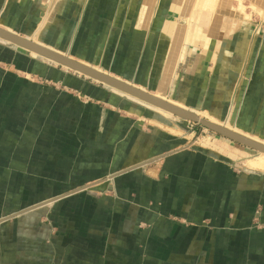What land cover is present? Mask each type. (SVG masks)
Instances as JSON below:
<instances>
[{
  "label": "crops",
  "instance_id": "obj_1",
  "mask_svg": "<svg viewBox=\"0 0 264 264\" xmlns=\"http://www.w3.org/2000/svg\"><path fill=\"white\" fill-rule=\"evenodd\" d=\"M59 1L0 0V27L264 139V31L241 15L194 38L167 0ZM186 129L0 39V264H264V172Z\"/></svg>",
  "mask_w": 264,
  "mask_h": 264
},
{
  "label": "rangeland",
  "instance_id": "obj_2",
  "mask_svg": "<svg viewBox=\"0 0 264 264\" xmlns=\"http://www.w3.org/2000/svg\"><path fill=\"white\" fill-rule=\"evenodd\" d=\"M59 2H61V0ZM152 2L153 0H151V3ZM155 2L158 6L159 0H155ZM165 4L172 5L173 6L172 9H174L175 11L177 10V13L180 15L179 18L173 17L172 18L173 21L175 22L177 21L179 23L181 22L182 25H187L188 27H194V29L192 30V34H191V36L194 38L195 36L199 37L198 28L203 27L207 16H208V21L213 20L214 22L218 20L219 18H222L223 17L222 15L224 14V12H228V11H233L237 13L238 15H241V17H243L242 19H244L243 21H245L244 26L247 25L246 23H250L249 26L256 28L257 35L259 31H264V0H209V2H206L203 0H167L166 2H162L163 8L165 7ZM240 5H243L244 8L240 7ZM57 9L54 8V10L51 11V13L49 14V17L51 16L52 17L50 19H52L53 16H55V14L58 13ZM164 9L166 10V7ZM34 42H39V41H34ZM64 52L65 51H60L59 53L67 55V53H64ZM97 83H100V82H97ZM167 115H170V117H175L177 119H180L168 113ZM199 116L201 118H205L206 120L211 121V119H209V116L207 115L205 116L204 113H200ZM182 123L186 125L187 135L189 136V140L192 141L193 144L197 145L198 147L209 148V149H220V150L226 151L227 153L231 155V159L233 160L235 164H238L242 167H247L249 169H253L248 166V163H249L248 161L250 162L255 161L256 157L259 159L261 158V155L259 152H256L243 145H240L236 142L228 140L225 137L202 127L199 124L188 122L185 120L184 121L182 120ZM216 123L222 124L224 126H229L233 130L244 133V131H241L234 126H231L229 121H226V122L218 121ZM259 159H256V160H259Z\"/></svg>",
  "mask_w": 264,
  "mask_h": 264
},
{
  "label": "water",
  "instance_id": "obj_3",
  "mask_svg": "<svg viewBox=\"0 0 264 264\" xmlns=\"http://www.w3.org/2000/svg\"><path fill=\"white\" fill-rule=\"evenodd\" d=\"M0 39L5 40L6 42L19 47L23 50L35 53L40 57H44L51 61L58 63V65L67 67L73 71L80 73L81 75L90 78L94 81L100 82L110 88L116 89L120 92L128 94L132 97H135L145 103H148L154 107L162 109L166 112L173 114L174 116L196 124L201 125L202 127L213 131L228 140L236 142L240 145H243L249 149H252L259 153H264V145L255 142L243 135L235 133L223 126H220L215 123H211L205 119L199 118L195 113L191 111L179 108L151 93L143 91L132 84L124 82L118 78H115L111 75L99 72L92 67L84 65L66 55H62L56 51H53L41 44L35 43L34 41L27 39L19 34L6 31L3 28H0Z\"/></svg>",
  "mask_w": 264,
  "mask_h": 264
},
{
  "label": "bare ground",
  "instance_id": "obj_4",
  "mask_svg": "<svg viewBox=\"0 0 264 264\" xmlns=\"http://www.w3.org/2000/svg\"><path fill=\"white\" fill-rule=\"evenodd\" d=\"M1 28V27H0ZM6 31H8V30H6ZM11 32V31H10ZM12 33H14V32H12ZM28 39V38H27ZM1 40H3V39H1ZM31 40V39H30ZM5 41V40H4ZM33 41V40H32ZM35 43H38V44H41V43H39V42H35ZM41 45H43V44H41ZM44 46V45H43ZM16 47V46H15ZM46 47V46H45ZM19 48V47H18ZM48 48V47H47ZM50 49V48H49ZM52 50V49H51ZM54 51V50H53ZM31 53V52H30ZM59 53V52H58ZM32 54H34V55H37V54H35V53H32ZM60 54H62V53H60ZM62 55H64V54H62ZM38 56V55H37ZM67 56V55H66ZM40 57V56H39ZM42 58H44V57H42ZM46 59V58H45ZM72 59V58H71ZM47 61H49V62H51V63H54V64H58V63H56V62H54V61H51V60H49V59H46ZM79 62V61H78ZM81 63V62H80ZM83 64V63H82ZM84 65H86V64H84ZM87 66H89V65H87ZM89 67H91V66H89ZM66 69H68V70H70V71H73V70H71V69H69V68H67V67H65ZM92 68H94V67H92ZM95 69V68H94ZM95 70H97V69H95ZM97 71H99V70H97ZM74 73H76V74H79V75H81L80 73H78V72H76V71H73ZM99 72H101V71H99ZM103 73V72H102ZM106 74V73H105ZM109 75V74H108ZM113 89V88H112ZM114 91H117V92H120V91H118V90H116V89H113ZM143 90V89H142ZM143 91H145V90H143ZM147 92V91H146ZM120 93H122V94H125V93H123V92H120ZM125 95H128V94H125ZM128 96H130V95H128ZM132 97V96H131ZM133 98H135V97H133ZM160 98V97H159ZM135 99H137V98H135ZM161 99H163V98H161ZM138 101H141V100H139V99H137ZM163 100H165V101H167V102H169V103H171V104H173V105H175V106H177V107H179V108H182V109H185V110H188V111H191V110H189V109H186V108H183V107H181V106H178V105H176V104H174V103H172V102H170V101H168V100H166V99H163ZM142 103H145V102H143V101H141ZM145 104H147V105H149V106H152V105H150V104H148V103H145ZM152 107H154V106H152ZM155 109H158L159 111H163V112H165V113H168V114H171V113H169V112H166V111H164V110H162V109H159V108H157V107H154ZM192 113H195V112H193V111H191ZM199 118H201L199 115H200V113H195ZM171 115H173V114H171ZM206 116V115H205ZM201 119H205V118H201ZM206 120V119H205ZM207 121H210V120H207ZM211 123H215V124H218V123H216L215 121H213L212 119H211V121H210ZM218 125H220V126H223V127H225V128H227V129H229V130H231V131H233V132H235V133H238V134H240V135H243V136H245V137H247V138H249V139H251V140H253V141H255V142H258V143H260V144H262V145H264V139H261L260 137H256V136H251V135H246V134H244V133H242V132H239V131H236V130H233L232 128H230L229 126H224V125H222V124H218ZM260 155H261V158L259 159V158H255V161H252V162H250V161H248L249 163H248V166L249 167H251V168H253V169H255V170H258V171H264V153H260ZM256 159H259V160H256ZM246 163V162H245Z\"/></svg>",
  "mask_w": 264,
  "mask_h": 264
}]
</instances>
